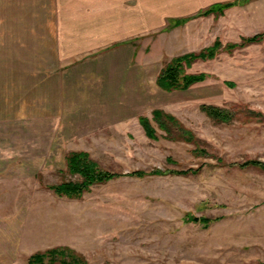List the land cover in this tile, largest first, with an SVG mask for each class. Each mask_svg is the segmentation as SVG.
<instances>
[{
  "label": "rangeland",
  "instance_id": "rangeland-1",
  "mask_svg": "<svg viewBox=\"0 0 264 264\" xmlns=\"http://www.w3.org/2000/svg\"><path fill=\"white\" fill-rule=\"evenodd\" d=\"M233 2L221 14L168 19L132 41V83H67L61 103L57 67L66 61L57 62L45 38L44 9L0 0V264H28L57 246L86 264H264V169L240 166L264 162V39L224 48L264 33V0ZM216 39L214 58L185 69L205 73L204 81L186 90L157 85L174 57ZM154 110L174 121L163 118L160 128ZM80 151L124 175L78 197L57 195L50 186L82 180L66 168V156ZM152 169L197 171L127 176Z\"/></svg>",
  "mask_w": 264,
  "mask_h": 264
},
{
  "label": "crops",
  "instance_id": "crops-1",
  "mask_svg": "<svg viewBox=\"0 0 264 264\" xmlns=\"http://www.w3.org/2000/svg\"><path fill=\"white\" fill-rule=\"evenodd\" d=\"M24 1L21 7L44 9L45 38L51 41L57 62L66 61L57 67L63 69L61 90L57 83L53 84L60 90L56 91V101L63 103V92L71 83H76L72 87H79L77 83H113L114 88L120 83H132L135 49L130 43L162 28L168 19L175 20V24L212 5L236 0ZM136 78L140 83L139 71Z\"/></svg>",
  "mask_w": 264,
  "mask_h": 264
},
{
  "label": "trees",
  "instance_id": "trees-1",
  "mask_svg": "<svg viewBox=\"0 0 264 264\" xmlns=\"http://www.w3.org/2000/svg\"><path fill=\"white\" fill-rule=\"evenodd\" d=\"M233 5H235V2L212 5L199 14L203 16H207L211 13L221 14L225 9L230 8ZM184 20L186 21V19ZM262 39H264V33L256 34L251 37H242L240 39V43H228L224 45V48L230 51L239 46H245L250 43L260 42L262 41ZM221 47V41L219 39H216L212 46L205 48L199 52H191L174 57L163 67V69L159 73L156 79L157 85L165 91L186 90L193 84L204 81L207 76L205 73L188 74L185 72V69L197 60L204 61L214 58ZM202 109L205 110V112L214 119L221 121L229 120L228 113L225 110L213 106H203ZM153 117L159 121L160 128L164 129L165 124L162 122L163 118L174 121V117L164 114L160 110H154ZM140 121L146 131V134L150 138H155V130L151 127L149 120L147 118H140ZM196 150V152L202 153L201 150ZM240 166H253L264 169V162L248 159L240 164ZM66 168L69 173L78 174L82 178V180L80 182L64 181L60 184L52 185L49 188L53 190L57 195L71 198L80 196L93 184L105 183L109 180L124 175L123 173L109 172L101 169L99 165L93 159H91L86 152L83 151L70 152L66 156ZM196 171L197 169H189L187 171H161L159 169H152L148 172L143 170H135L128 172L127 176L144 177L149 175H164L169 173L175 175H188L191 173H195ZM199 220L207 224L212 222V218H200ZM28 264H86V259L83 257V255L77 253L70 247L57 246L31 254L28 258Z\"/></svg>",
  "mask_w": 264,
  "mask_h": 264
},
{
  "label": "water",
  "instance_id": "water-1",
  "mask_svg": "<svg viewBox=\"0 0 264 264\" xmlns=\"http://www.w3.org/2000/svg\"><path fill=\"white\" fill-rule=\"evenodd\" d=\"M193 220H194L195 222H197V221H198V218H197V217H194Z\"/></svg>",
  "mask_w": 264,
  "mask_h": 264
}]
</instances>
